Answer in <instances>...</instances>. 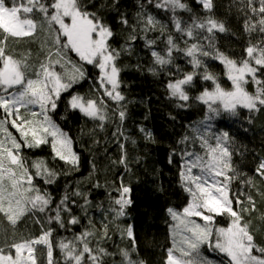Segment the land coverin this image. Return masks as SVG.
Segmentation results:
<instances>
[{"label":"snow or ice","instance_id":"1","mask_svg":"<svg viewBox=\"0 0 264 264\" xmlns=\"http://www.w3.org/2000/svg\"><path fill=\"white\" fill-rule=\"evenodd\" d=\"M148 2L152 3L153 0ZM154 3L157 9L172 13V25L179 37L168 32L162 51L153 48L156 39H145L146 46L153 49V67L149 71L153 75H157L158 71H168L169 75H174L168 66L174 63L173 54L182 52L193 71L183 73L182 78L174 82L169 81L167 89L170 99L182 102L176 104L178 108L187 107L188 102L195 99L207 105L209 113L206 120L201 122L205 124L204 131L201 132L199 128L195 130L203 154L195 151H184L182 154L184 163L180 178L191 200L182 211L171 207L167 209L176 223L173 226V245L167 250L165 264H212L202 254L205 245L222 254L224 259L220 264H264V245L256 241L252 221L246 219V214L257 210L255 200L251 195L247 196L246 201L229 195L231 182L240 175L233 165L229 133L210 134L211 126L206 124L207 120L219 116L221 112L236 116L238 108L250 112L264 109V0H247L250 15L245 20L244 30L250 35L258 34L260 38L256 43L249 41L244 49L246 56L240 59L229 57L215 46L216 33H224L227 29L223 21L214 17L213 0H197L208 15L202 18L193 16L190 23L176 15L178 11H192L184 0H154ZM117 5L118 0H112L111 4L101 3L96 11H92L90 9L97 8V4L85 0H12L10 5L6 0H0V110L4 113V118L0 119V133L3 134V138H0V214L13 228L25 216H34L35 222L41 224L39 236L13 242L8 245L7 253L4 247H0V264H38V252L46 254L44 264H59L54 258L55 248H59L64 264H105V257L116 255L99 243L110 238L107 223L103 224L95 248L90 246V238L97 237L91 220L89 224L92 227L71 240H54L55 229L45 228L41 216L46 217L47 224L55 223L60 228L77 225L80 219L73 215L72 207L77 202L65 193L54 204L52 195L34 181L40 177L45 184H53L59 174L44 161H33L29 165L21 150L49 144L54 160L63 161L71 169H79V156L73 151L72 139L49 115L57 109L61 94L86 77L85 69L75 64L71 72L61 74L55 71V65L65 68L69 63L65 60V50L74 52L83 64L99 69L103 96L116 105L112 109L113 115L118 117L121 124L127 118L123 103L126 98L120 87L122 69L117 61L122 52L131 53L130 45L138 39V31L145 35L149 31H159L164 36L167 26L155 16L143 12L138 14L133 24L122 15L120 24L130 28L131 32L125 45L115 48L112 45L115 33L105 22L104 15L109 7L117 9ZM38 29L46 30L51 36V47L47 41L42 45V48H48L45 60L29 74L33 67L28 63L29 57L17 59L9 54L7 45L10 39L34 37ZM178 39H184L183 47ZM207 57L218 60L224 66L227 79L231 82L230 89L222 87L218 77L209 71V66L202 59ZM197 69L203 71L198 72ZM197 76L211 81L214 88L204 89L198 96L192 97L189 89L196 86ZM249 84L254 86V91L248 90ZM69 105L84 117L99 121L101 128L110 118L104 99H86L77 94L71 96ZM37 106L39 111L32 110ZM22 108L27 110L25 114L21 113ZM9 125L19 132V139L9 131ZM146 135L151 139V133ZM188 139L185 137L181 143H186ZM120 147L123 150L124 145ZM126 158L125 153L119 162L127 167ZM255 171L264 179V159L259 161ZM246 183L251 186L253 181L248 179ZM118 191L120 195L114 200L115 207L110 208L113 221L123 217L126 207L132 203L130 187L122 183ZM73 195L83 197L85 204L88 203L87 196L79 190ZM246 203L249 206H245ZM81 207L86 212L84 206ZM221 216L227 217V226H217L216 217ZM261 219L264 220V214ZM124 231L132 240V248L120 250L119 264H144L132 256L135 252L132 228L129 226ZM11 249L15 250L14 255Z\"/></svg>","mask_w":264,"mask_h":264},{"label":"trees","instance_id":"2","mask_svg":"<svg viewBox=\"0 0 264 264\" xmlns=\"http://www.w3.org/2000/svg\"><path fill=\"white\" fill-rule=\"evenodd\" d=\"M6 2L10 5L12 0H6ZM85 2L96 3L97 8L90 9L96 11L101 3L111 4L112 0H85ZM184 2L192 11H178L176 15L182 20L190 23L193 16L202 18L208 15L196 0H184ZM213 4L214 17L223 21L227 29L224 33H216V48L231 58L245 57L244 49L249 41L256 43L260 38L258 34L250 35L244 30L245 20L250 15L246 7L247 0H213ZM101 11L104 10L101 9ZM141 12L155 16L167 26V32L161 36L159 31H149L146 35L138 31L136 33L138 39L130 45L131 53L122 52L117 61L122 69L120 87L126 98L123 103L127 118L123 123L121 124L118 117L113 115L112 109L116 105L106 96L102 99L107 103L110 118L103 128L99 127V121L90 120L70 107L69 100L72 95L78 94L86 99H92L91 85L97 83L99 72L92 65L83 64L73 55V52L66 50L65 56L73 64L82 66L86 71V77L75 83L68 92L61 94L57 109L49 115L72 139L73 151L79 156V169H71L63 161L54 160L49 144H43L38 148L24 147L21 150L29 165L33 161H44L59 174L53 184H45L40 177H36L34 181L38 187L52 195L54 204L58 203L65 193L77 202L72 207L73 215L80 219L79 224L60 228L55 223L47 224L46 217L41 216V219L45 221L44 227L55 229L53 232L55 241L71 240L85 229L92 227L89 224L91 220L97 237L90 238V246L95 248L103 224L107 223L110 238L100 240L99 243L116 255L105 257V264H113L114 261L115 264H119L120 250H131L132 240L124 231L129 226L135 238L133 258L142 260L144 264H165L167 250L173 245L174 225L167 209L171 207L182 211L191 200L189 193L182 187L183 182L180 178L184 163L182 154L184 151L203 154L204 151L200 148L199 140L196 139L195 130L199 128L201 132L204 131L205 124L201 122L205 121L206 116L209 115L207 105L191 99L187 107L178 108L176 104L182 102L170 99L167 89L169 81L174 82L175 79L182 78L183 73L193 71L188 58L182 52L173 54L174 63L168 67L174 75H169L168 71H158L157 75H153L149 71V68L153 67L151 56L153 49L146 46L145 39H156L153 48L162 51L168 32L174 37H179L172 25V13L157 9L154 0L152 3L148 0H118L117 9L109 7L104 15L105 22L115 33L112 45L115 48H121L131 32L130 28L120 24L121 16H126L129 23L133 24ZM184 39H178L181 47L184 46ZM203 43L206 44L207 41ZM7 51L17 59L28 56V63L33 66L31 70L38 68L47 54L41 42L35 37L10 39ZM202 59L209 66V71L218 77L222 87L230 89L231 82L227 79L224 66L210 57ZM55 71L63 74L57 65H55ZM195 85L189 89L192 97L198 96L204 89L214 88L211 81H205L200 76L195 78ZM247 87L249 91H254L253 85L249 84ZM26 111L21 109L22 114ZM237 113L236 116H231L221 112L219 116L207 120L206 124L211 126L210 134H219L224 131L229 133L233 165L240 173L239 177L231 182L229 194L233 198L239 197L244 201L251 195L255 200L257 210L250 215L246 214V219L252 221L256 241L264 245V220L261 219V215L264 214V195L260 194L264 193V179L255 171L259 161L264 159V109L259 112H250L248 109L238 108ZM2 118L4 113L0 110V119ZM27 118L31 119L30 116ZM10 129L17 132L14 128ZM146 133H151V139ZM12 134L14 135L13 132ZM16 137L19 139L18 135ZM185 137L189 139L186 143H181ZM121 144L124 145L123 150L120 147ZM125 153L127 167L119 162ZM32 171L35 172V169ZM248 179L253 181L251 186L246 183ZM122 183L130 187L129 198L132 203L126 207V214L123 217L113 221L110 208L115 207L114 200L119 198L118 189ZM76 190L87 196V204L83 197L73 195ZM81 206H84L86 212ZM245 206L249 205L246 203ZM49 214L54 215V213ZM216 220L217 226L228 224L226 216L216 217ZM33 225L34 227L30 230L33 233L32 236L39 235L41 224ZM0 228H5L1 220ZM7 234L10 238L18 235L17 232ZM24 234L26 238L28 233ZM202 254L212 261V264H220L224 259L222 254L213 251L207 245L202 248ZM37 255L39 257L43 255L38 264H44V254L38 252ZM54 258L59 264H64L59 248L54 249Z\"/></svg>","mask_w":264,"mask_h":264},{"label":"rangeland","instance_id":"3","mask_svg":"<svg viewBox=\"0 0 264 264\" xmlns=\"http://www.w3.org/2000/svg\"><path fill=\"white\" fill-rule=\"evenodd\" d=\"M197 1V0H196ZM45 29H46V26H45ZM54 35V34H53ZM35 38H37V40H39L41 42V46L44 45V43L47 41L49 47H51V36L48 35L47 31L46 30H40L38 29L37 31V34L34 36ZM46 51H48V48H44ZM54 50V49H53ZM66 51V50H65ZM73 55L75 57H77V59H79L78 56H76V54L73 52ZM53 59H55V57H53ZM65 60L68 61L69 63L66 64V67L65 68H61V66L59 64H57V66L60 68V70L63 71V73H65L66 71L67 72H71L72 70V65L73 63L71 62V60L65 56ZM82 62V61H81ZM99 74H98V78H97V83L96 84H93L91 85L92 86V99H102L103 97V91L104 89L101 87L100 85V82H99V78H100V71L99 69L97 68ZM33 70H29V74L32 73ZM80 81V80H79ZM23 109V108H22ZM23 110H26V109H23ZM32 110L34 111H39V108L38 106L37 107H34ZM10 127V126H8ZM11 128V127H10ZM9 128V131L13 132L14 135H20L19 132H14L12 131L11 129ZM16 130V129H15ZM15 135V137H16ZM0 138H3V134L0 133ZM194 171H197V170H194ZM230 195V194H229ZM39 215V214H38ZM198 222L202 223V221H199V218H196ZM0 220L3 221V224H4V227L8 230H6L5 228L4 229H1L0 230V247H4L5 249V252L7 253L9 251V248H8V245L12 244L13 242H19L21 240H24V239H30V238H34V237H37L39 235H33V233H31V229L34 227L33 224H37L35 222V217L34 216H25L24 218L21 219V221L18 222V224L15 226V228H13L8 222L7 220L3 217L2 214H0ZM22 223V224H21ZM176 222L174 221V224ZM21 224V225H20ZM22 226V227H21ZM174 226V225H173ZM18 233V235L15 237V238H10L8 237L9 234L7 233ZM21 232V236H19ZM25 232H27L28 236H26L25 238ZM172 233H173V230H172ZM13 234V235H14ZM179 239V236H177V240ZM38 248L42 247V246H37ZM204 247V246H203ZM14 249H11V252L12 254L14 255ZM40 258H43V255L40 256ZM44 258H46V254H44Z\"/></svg>","mask_w":264,"mask_h":264}]
</instances>
